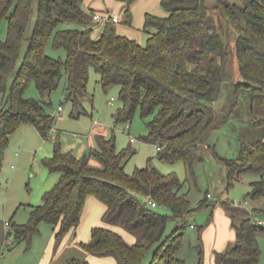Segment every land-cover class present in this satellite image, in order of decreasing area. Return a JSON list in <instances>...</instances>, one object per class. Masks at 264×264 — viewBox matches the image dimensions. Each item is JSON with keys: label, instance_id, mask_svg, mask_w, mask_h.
Here are the masks:
<instances>
[{"label": "trees", "instance_id": "trees-1", "mask_svg": "<svg viewBox=\"0 0 264 264\" xmlns=\"http://www.w3.org/2000/svg\"><path fill=\"white\" fill-rule=\"evenodd\" d=\"M84 1L0 0V24L7 23L5 39H0V96L10 103L0 112V170L10 136L21 123H32L45 139L53 128L55 118L45 104L25 96L30 81L45 94L64 79L65 100L78 107L89 96L91 69L100 74L105 89L112 84L121 87L122 107L114 113L116 123L131 122L139 110L143 118H150L144 139L160 146L159 158L171 163L184 161L192 173L195 163L203 161L201 147L207 146L206 137L215 127L214 104L224 84L232 80V47L241 77L234 87H246L254 123L264 126V0H242V5L223 1L217 8H211L206 0H161L168 14H145L146 45L120 34L113 21L107 22L95 39L94 12L85 8ZM135 1L121 0L125 22L130 25ZM63 22H76L83 28L54 33ZM52 36L54 46L66 50L65 61L47 54ZM96 142L97 148L83 157L64 152L55 143L53 156L44 164L51 172L60 173V179L43 196L42 204L32 208L28 223L15 225L14 244L31 242L39 234L41 222L59 228L58 241L72 230L76 235L86 200L94 196L105 206L104 225L94 227L91 240L84 244L89 254L113 257V264H145L149 255L148 264H188L180 255L187 244L188 219L208 197L194 208L181 193L183 184L176 175L161 173L150 160L147 167L129 175L125 165L136 149L118 150L115 136L98 135ZM92 158L100 166H93ZM223 161L228 187L243 174H262L251 182L248 196L252 200L264 197V138L244 143L238 158ZM223 203L230 216L241 222L233 224L235 245L219 255L220 264H258L259 235L264 234V226L254 211L229 200ZM171 218L179 224L167 235ZM117 226L134 234L136 241L128 242L113 229ZM202 234L200 228L197 244L190 243L198 251L196 264H204ZM2 257L0 250V263ZM66 264L89 262L70 259Z\"/></svg>", "mask_w": 264, "mask_h": 264}, {"label": "rangeland", "instance_id": "rangeland-1", "mask_svg": "<svg viewBox=\"0 0 264 264\" xmlns=\"http://www.w3.org/2000/svg\"><path fill=\"white\" fill-rule=\"evenodd\" d=\"M143 1L138 0L131 7L132 25L125 22L124 4L120 1L95 0L94 3L101 2L105 7L103 11L108 10L121 18L115 24L120 34L146 45L148 33L144 28L145 12L158 16H166L168 13L160 0H151L154 6L151 9H145ZM223 1L243 4L242 0H206V3L211 8H217ZM213 11L215 12L216 9ZM33 25L34 20L29 27V35L33 32ZM102 27H104L103 24L94 27L97 28V32L93 33L95 38ZM64 28L81 29L83 26L76 22H63L54 33ZM6 31L7 23L3 21L0 24V39H5ZM232 49V80L224 84L221 96L214 104L215 127L206 137L207 146L203 144L201 147L203 161L195 163L194 173L184 161L171 163L159 158L158 145L144 139L148 136L147 122L150 118H143L139 110L131 122L116 123L114 113L122 107L121 87L112 84L105 89L100 83V74L94 69L90 70L87 85L89 96L83 99L78 107H75L72 101L65 100L64 79L56 89L45 94H42L36 82L31 80L26 88L25 96L43 102L55 121L47 139L32 123H21L10 136L4 150V160L0 170V250L3 252L0 264H66L70 259L86 260L89 264L116 262L113 257L91 255L84 248V244L92 238L93 224L104 225V204L94 196L86 200L76 235L72 230L58 241L56 233L59 228L47 222H41L39 234L35 235L31 242L22 240L14 244L15 225L28 223L32 208L42 204L43 196L60 179V173L51 172L44 164L46 159L53 156L55 143H59L64 152H73L77 157H83L97 148L98 135L108 138L115 136L118 150L130 146L136 149V153L127 159L125 165L127 174L132 175L136 169L147 167L150 160L151 165L161 173L178 177L183 184L180 191L186 194L192 207L196 208L200 200L208 197L205 205L195 210L188 219L187 244L184 245L180 254L187 258L188 264L197 262L198 251L190 246V243L197 244L200 228H203L204 264H220L219 255L226 253L235 245L236 234L233 224L239 225L241 219L230 216L224 201L229 200L235 206L254 211L256 218L264 226V197L252 200L248 196L252 191L251 182L261 179L262 174H243L233 186L228 187V174L223 161L238 158L244 143L264 138V126H256L254 123L249 91L242 85L234 87V84L241 81V77L236 53L233 47ZM47 54L62 61H65L67 57L64 48L54 46L53 36L48 42ZM10 87L11 84H9L8 93ZM9 105L6 96L1 95L0 112ZM60 107L62 110H59ZM126 126H129L128 130L124 129ZM132 137L136 139L133 143L130 142ZM90 162L93 166H100L95 158H92ZM162 211L171 215L168 209H162ZM6 222H9L10 226H6ZM178 224V220L171 218L166 234H171ZM10 231L12 233L8 234ZM123 235L128 242L136 241L135 235L128 231ZM259 244L261 257L258 264H264V234L259 235ZM151 258L149 255L145 264L150 263Z\"/></svg>", "mask_w": 264, "mask_h": 264}, {"label": "crops", "instance_id": "crops-1", "mask_svg": "<svg viewBox=\"0 0 264 264\" xmlns=\"http://www.w3.org/2000/svg\"><path fill=\"white\" fill-rule=\"evenodd\" d=\"M94 1L95 0H85L84 1V6H85V8L86 9H88V10H91V11H93V12H97V11H99V12H107V11H103L104 9H105V7L101 4V2H99V3H94ZM118 1H120V3H122L121 2V0H118ZM136 1H138V0H136ZM135 1V2H136ZM161 1V0H160ZM134 2V3H135ZM123 4V3H122ZM143 7L145 8V9H151V8H154V6H153V3H152V1L151 0H144L143 1ZM123 11H125V5H123ZM146 11V10H145ZM109 12V11H108ZM146 13H150V12H145V14ZM112 14L113 15H115V16H118V15H116L115 13H113L112 12ZM119 17V16H118ZM120 18V17H119ZM121 19V18H120ZM144 20H145V18H144ZM118 23V22H117ZM131 25H132V23H131ZM99 27V24H97V23H95V25H94V27ZM96 29V30H95ZM99 29V28H98ZM101 30H100V32H99V34L97 35V37L95 38L94 37V34H93V37L95 38V39H97V38H99L100 37V35H101V33H102V31H103V27L102 28H100ZM97 32V28H94V32L93 33H96ZM105 207V206H104ZM94 225V227L96 226V224H93ZM113 229L114 230H116V231H118V232H120L121 234H123L125 231L123 230V229H121V227H113Z\"/></svg>", "mask_w": 264, "mask_h": 264}, {"label": "built area", "instance_id": "built-area-1", "mask_svg": "<svg viewBox=\"0 0 264 264\" xmlns=\"http://www.w3.org/2000/svg\"><path fill=\"white\" fill-rule=\"evenodd\" d=\"M93 17H94V20L96 21L97 24H103L105 25L107 22H110V21H113V22H119L120 21V18L118 16H115L113 15L112 13L110 12H94L93 13ZM59 110H62V107H60ZM129 126H126L124 129L125 130H128ZM136 139L135 138H131L130 139V142L133 143L135 142ZM160 146L157 147V150L160 151ZM148 199L150 200L151 197H148ZM151 204L153 207H156L157 206V203L150 200ZM6 226H10V223L9 222H6Z\"/></svg>", "mask_w": 264, "mask_h": 264}]
</instances>
